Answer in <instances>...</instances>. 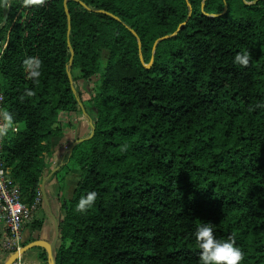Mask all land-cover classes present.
Listing matches in <instances>:
<instances>
[{
	"label": "trees",
	"instance_id": "1",
	"mask_svg": "<svg viewBox=\"0 0 264 264\" xmlns=\"http://www.w3.org/2000/svg\"><path fill=\"white\" fill-rule=\"evenodd\" d=\"M255 1L0 5V91L20 127L3 159L25 204L42 200L60 117L84 101L79 81H98L94 135L62 168L76 164L79 178L63 203L57 264H201L195 232L207 222L235 240L238 264H264V0ZM92 191L94 205L78 210ZM11 255L0 235V264Z\"/></svg>",
	"mask_w": 264,
	"mask_h": 264
},
{
	"label": "crops",
	"instance_id": "2",
	"mask_svg": "<svg viewBox=\"0 0 264 264\" xmlns=\"http://www.w3.org/2000/svg\"><path fill=\"white\" fill-rule=\"evenodd\" d=\"M2 47L1 51L3 50ZM85 81L81 80L78 83L81 91L83 92V102L79 103L80 110L76 114L63 113L60 117L63 129L62 135L54 142V152L49 159V169L46 173L45 193L47 198L44 197L42 191V200L38 207L37 212L31 222L25 225L23 230V247L34 242H43L39 244L37 249L33 248L24 254V258L30 264H44L39 259L43 254L48 255V263L50 264L49 246L53 244L57 235V223H60L64 217L63 203L70 199L75 191L74 183L70 179L69 174H65L62 168L69 163L72 155V147L81 139L88 138L92 134L93 122L95 118L93 106L89 100V96H85V90L88 92L90 89H82V84ZM66 175V179L61 184L60 178ZM78 180V179H77ZM78 183V182H77ZM37 226H41L37 229ZM5 227L0 222V235L4 239ZM57 241L54 246V252L58 246ZM47 243V244H46Z\"/></svg>",
	"mask_w": 264,
	"mask_h": 264
},
{
	"label": "built area",
	"instance_id": "3",
	"mask_svg": "<svg viewBox=\"0 0 264 264\" xmlns=\"http://www.w3.org/2000/svg\"><path fill=\"white\" fill-rule=\"evenodd\" d=\"M25 15L23 10L19 11L14 18L15 22L19 20L23 22ZM3 46L5 48L6 43ZM3 102L4 95L0 91V127L7 123L4 118ZM19 130L20 127L13 124L12 128L0 133V222L5 227L3 247L11 254L23 248V230L25 225L33 220L41 202L38 199L33 205L29 206L22 201L20 188L13 180L11 169L6 166L3 159L4 144L8 134L18 133ZM13 264H30V262L24 256H21Z\"/></svg>",
	"mask_w": 264,
	"mask_h": 264
},
{
	"label": "clouds",
	"instance_id": "4",
	"mask_svg": "<svg viewBox=\"0 0 264 264\" xmlns=\"http://www.w3.org/2000/svg\"><path fill=\"white\" fill-rule=\"evenodd\" d=\"M25 5L42 4L44 0H23ZM0 5H6V0H0ZM235 62L242 65H248L249 56L247 53H238L235 56ZM40 61L35 58H29L25 61L28 68H32L31 75L37 77L40 75L36 68L39 66ZM31 95V92H29ZM4 118L6 124L0 127V133H4L8 128L13 127V116L5 112ZM97 193L92 191L86 196H82L77 204V209L80 211H87V209L94 205ZM196 243L202 251L200 252L201 264H238L244 258L242 250L236 246L234 239L221 240L214 235L213 223H201L197 226Z\"/></svg>",
	"mask_w": 264,
	"mask_h": 264
},
{
	"label": "water",
	"instance_id": "5",
	"mask_svg": "<svg viewBox=\"0 0 264 264\" xmlns=\"http://www.w3.org/2000/svg\"><path fill=\"white\" fill-rule=\"evenodd\" d=\"M256 2H257V0H256L255 2H253V3H256ZM253 3H247V4H253ZM227 11H228V5H227V3H226V4H225V10H224V12H223L221 15L226 14ZM70 22H71V19H70V17H69V23H70ZM181 29H183V25L180 26L179 30H181ZM70 31H71V24H69V32H68V36L70 35ZM171 37H173V36H166V37H164V38L158 40V41L156 42V44H155V47L157 46V44H158L161 40L169 39V38H171ZM73 59H74V53H72V57H71V59H70V63H69V66H68V69H69L68 74H69V77H70V79H71L72 84H73V81H72V73H71L70 69H71V66H72V64H73ZM147 67H149V65H147ZM74 90H75V88H74ZM93 135H94V131H92V134H91L88 138L81 139V140L77 141V142L75 143V145L72 147V152H73L75 146H76L78 143L83 142L84 140L91 138ZM45 185H46V179H44L43 182H42V185H41V191H42L44 197L47 198L46 193H45ZM59 235H60V226H59L58 223H57V235H56V239H55V241L53 242V244H47V243H46V244L49 246V248H50V249H49L50 264H57L56 254H55V252H54V246L56 245L57 241L59 240ZM41 243H43V242H41V241H40V242H34V243H31V244H29V245H27V246H24L20 251H18V252H16V253L12 254L11 257H10V259H9L5 264H13V263H14L19 257L23 256V255L26 254L29 250H31L32 248L38 246V245L41 244Z\"/></svg>",
	"mask_w": 264,
	"mask_h": 264
},
{
	"label": "rangeland",
	"instance_id": "6",
	"mask_svg": "<svg viewBox=\"0 0 264 264\" xmlns=\"http://www.w3.org/2000/svg\"><path fill=\"white\" fill-rule=\"evenodd\" d=\"M2 47H3V43H0V52H1V49H2ZM107 58V56H105V59ZM75 73L76 74H78L79 73V71L78 70H76L75 71ZM97 83H98V81H97V78H94L92 81H90V82H87V81H85V83L83 82V83H80V85L82 84V89L84 88V89H88V87L89 86H91L93 89H95L96 88V86H97ZM90 88V87H89ZM89 91H90V89L88 90V92H86V90L84 91L85 93V96H89L90 94H89ZM65 172V171H64ZM69 177H70V179H72V181H73V183H74V188H76V186H77V182H78V178H79V167L78 166H76V164L74 165H72V167L70 168V172H69ZM66 176V175H65ZM64 182H61V184H63Z\"/></svg>",
	"mask_w": 264,
	"mask_h": 264
}]
</instances>
